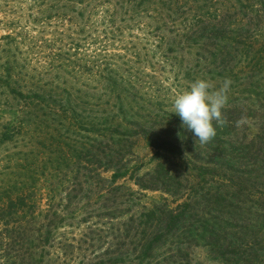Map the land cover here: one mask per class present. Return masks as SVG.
<instances>
[{
    "label": "rangeland",
    "instance_id": "1",
    "mask_svg": "<svg viewBox=\"0 0 264 264\" xmlns=\"http://www.w3.org/2000/svg\"><path fill=\"white\" fill-rule=\"evenodd\" d=\"M203 3L191 0L162 21L152 11L115 37L101 32V11L85 25L70 0H0V206L23 194L32 204L19 209L34 220L28 229L58 226L44 249L31 250L44 264H264V219L254 217L261 198L226 191H236L230 178L264 190V0H210L208 14ZM213 22L216 36L203 31ZM198 79L213 91L231 81L223 123L214 122L206 144L172 113L175 96ZM122 121L134 133L114 143L105 127ZM112 152L135 174L116 183L126 184V197L105 194L113 171L99 157ZM145 204H180L196 219L219 209L237 238L220 259L203 245L190 248L189 260L148 258L135 252L139 238L160 228L137 231ZM114 215L137 223L127 225L126 241L106 225Z\"/></svg>",
    "mask_w": 264,
    "mask_h": 264
},
{
    "label": "trees",
    "instance_id": "2",
    "mask_svg": "<svg viewBox=\"0 0 264 264\" xmlns=\"http://www.w3.org/2000/svg\"><path fill=\"white\" fill-rule=\"evenodd\" d=\"M74 2L77 6H75V10H77L79 19L83 21L85 25L89 21L92 20V12H99L101 11L102 17L104 18L103 23V34L107 36L108 34H112L115 37H119L120 34L124 33V25L125 23H132L133 21L140 20L144 15L152 14V11H156V17L158 21H162L165 19V16H171L174 13L178 15L179 11L184 9L186 6H189L188 2L191 0H185V4H180V2H176L178 0H118L115 2L114 0H70ZM197 1V0H196ZM203 1L204 3L202 6H199L201 9V13L208 14L210 9L209 1L210 0H198ZM228 2L230 0H227ZM114 3V4H111ZM188 4V5H187ZM209 6V8H207ZM89 15L85 14V11L88 10ZM204 9V10H203ZM191 10H195L192 8ZM155 15V14H154ZM153 17V15H152ZM201 17V16H200ZM187 22V21H186ZM85 25H83L82 30H86ZM129 26V24H128ZM218 27L216 23L213 22L208 28L205 26L203 27V31L205 33L210 32L214 36L218 35L217 31ZM190 30V29H188ZM175 34V33H174ZM173 34V36H174ZM179 34L176 36H171L170 39L174 41L177 40ZM185 38L187 39L190 34H184ZM111 86H115L118 88L116 81L109 83ZM256 94L260 95L259 91ZM144 128L143 126H141ZM113 128V129H111ZM105 129L113 130L112 137L114 143L119 139L121 141V137L123 135H132L134 132L131 128L128 127L127 122H118L116 127L108 126ZM217 129V128H216ZM97 132L101 133V129H98ZM118 132V133H117ZM99 141V139H98ZM112 141V140H110ZM158 151L161 149V144L155 145L153 144ZM119 154L109 153L105 157H99L100 161L102 159H107L108 164H104L107 170H111L112 175L109 178H105V181H109L113 188L105 192L107 196L113 197L115 193L120 191L119 193L122 194L124 197L127 196L125 192L122 190L125 188L126 184H116L120 179H133L135 174L131 172L130 169L124 168L116 164L114 159ZM111 165V166H110ZM250 165V164H247ZM249 167V166H248ZM261 167V166H260ZM157 173V167L154 170ZM159 175L162 178V172L159 171ZM158 176V179L160 178ZM234 178H230L227 183L226 187L234 186L236 191L231 192L230 189H226L227 192L232 193V198L238 199L239 196H247L249 194H253L254 196L259 195L262 200V203H259L257 206V211L254 212V217L259 221L260 219H264V190H259L257 193L254 191V187L250 182L247 180L245 183L243 180L239 179L240 183H232ZM143 182H137V185L141 189H153L155 184L152 186H148L147 184H142ZM129 191L132 192L131 188H127ZM206 197V196H205ZM253 197V196H252ZM258 197V198H259ZM207 199V198H206ZM186 202H184L185 204ZM30 205V206H29ZM32 204H29L25 199V196L22 194L17 198H11L7 202L1 204L0 206V264H44L43 257L41 254H37L36 251H31L36 248L44 249L45 244L48 243L51 238H54L56 227L53 226L51 223H45L46 227L45 230L41 228H27L34 220H29V217L24 215L27 214L26 212L19 211L20 208L25 209V207H31ZM36 205V202H33V206ZM178 208H170L166 205L165 209H161L160 206L157 205H143L145 209L144 218H140V222L138 226H141L142 229L137 227V231H143V226L146 224H154L160 228L157 233L152 232L153 234L144 235L143 237L139 238L140 245L136 247L135 252L138 251V254L147 256L148 258H162L161 262L165 263L169 261L170 258H178L176 261H183L184 259L189 260L188 257L190 256L189 250L194 245H203L206 246L209 250L212 248H217L220 252H222L221 256H218V259L223 257L225 253L223 250L228 248V244L233 245V240L237 238L236 233L228 232L229 227L227 226L232 218L228 216H219L218 212L220 211L217 209V213L213 211L211 208L208 210L212 213L211 217H205L203 215L198 217L197 212L196 216L197 219L193 216L190 210H187L182 207V205L176 206ZM183 208V209H182ZM205 213H207L205 211ZM208 214V213H207ZM57 215V214H56ZM30 217L33 219H37V215L32 214ZM108 217V216H106ZM123 215H114L110 217L111 219L106 220V225L111 224L112 228L116 231L120 232L121 238L126 241V232L129 227L128 224L136 225V221L127 220L124 221L122 218ZM47 218V217H46ZM225 219V221H224ZM50 221V220H48ZM46 221V222H48ZM37 225V224H36ZM168 228H162V226ZM247 227L250 225L247 224ZM125 226V227H124ZM256 226V225H253ZM119 236V235H117ZM136 239V238H135ZM228 243V244H227ZM162 244V245H161ZM17 245L19 254L14 257L12 255L11 249ZM236 246V242L234 244ZM16 246V248H17ZM127 243L124 242L123 246H118L121 249L125 248ZM24 247H29L30 251L28 253H23L22 249ZM140 251V253H139ZM162 251V252H161ZM107 253H109L107 251ZM121 253V250H113L112 254ZM128 253V251H127ZM219 253V252H217ZM173 261V262H176ZM189 262V261H188ZM239 263V262H236Z\"/></svg>",
    "mask_w": 264,
    "mask_h": 264
},
{
    "label": "clouds",
    "instance_id": "3",
    "mask_svg": "<svg viewBox=\"0 0 264 264\" xmlns=\"http://www.w3.org/2000/svg\"><path fill=\"white\" fill-rule=\"evenodd\" d=\"M230 85L231 81L225 79L222 87L213 91L209 81L198 79L173 99L172 113L179 116L194 141L206 144L216 136L214 122L223 123L222 110L228 101Z\"/></svg>",
    "mask_w": 264,
    "mask_h": 264
}]
</instances>
